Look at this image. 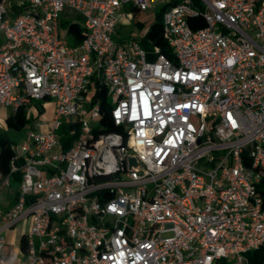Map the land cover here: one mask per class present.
Instances as JSON below:
<instances>
[{
    "label": "built area",
    "instance_id": "2783aa9c",
    "mask_svg": "<svg viewBox=\"0 0 264 264\" xmlns=\"http://www.w3.org/2000/svg\"><path fill=\"white\" fill-rule=\"evenodd\" d=\"M157 2L0 0V108L54 102L0 173V198L19 181L0 264H15L3 233L21 220L20 264H249L264 248V0H173L170 57L113 38ZM65 10L82 19L76 45L59 36ZM95 83L121 133L98 131Z\"/></svg>",
    "mask_w": 264,
    "mask_h": 264
},
{
    "label": "rangeland",
    "instance_id": "374dc122",
    "mask_svg": "<svg viewBox=\"0 0 264 264\" xmlns=\"http://www.w3.org/2000/svg\"><path fill=\"white\" fill-rule=\"evenodd\" d=\"M20 0H10L12 3H18ZM157 4L153 9L148 11L136 13L131 15L129 18L119 17L118 25L116 26L115 35L113 38L117 41H124L135 39L140 44V35L145 36L155 22L157 14L160 12L161 8L173 0H157ZM125 11H128L125 9ZM72 23L82 24V19L75 12L65 10L60 14L59 17V36L66 40L68 45H72V37L67 32L68 26ZM3 34L0 32V45L3 43ZM54 102L51 99H46L43 101H35L31 104L28 112L25 114L28 123L20 130L8 129L5 125V119L11 115L9 108H0V136L6 137L14 149L20 144L25 134L30 130H37L35 123L45 124L47 123L53 114ZM19 186V181L14 177H11L10 188L3 191L2 197L0 198V204L6 200H9L12 196V192L17 190ZM29 223L25 220L17 222L14 227L4 232V236L9 242V249L11 251L10 257L13 263L20 264L21 258L18 253V241L20 238V232L24 229H28Z\"/></svg>",
    "mask_w": 264,
    "mask_h": 264
},
{
    "label": "trees",
    "instance_id": "16d2710c",
    "mask_svg": "<svg viewBox=\"0 0 264 264\" xmlns=\"http://www.w3.org/2000/svg\"><path fill=\"white\" fill-rule=\"evenodd\" d=\"M171 4H165L160 12L156 16L155 22L149 28L147 34L141 40V47L145 50H150L153 47H158L160 53L167 57H170L169 49L165 43L162 34V14ZM204 24L200 21L199 24L193 25V28L203 27ZM67 32L72 37V45H76L80 42L82 38V27L78 23H72L68 26ZM97 87V92L95 94V99L98 101V106L100 109L99 118V130L102 132H122L121 128L115 126L110 118L109 106L110 103L106 97V91L101 84L95 83ZM28 123V119L22 110H18L16 113L9 115L5 119V125L8 129L20 130ZM62 131V129H61ZM73 137H63L62 147L66 149ZM13 156V151L11 148V142L3 136H0V173L5 175L8 173L10 168V161ZM15 179L17 175L14 176ZM256 193L261 198V206L264 208V178L256 186ZM20 249H23V241L21 240ZM245 257L249 264H264V248H258L245 253ZM215 264H224L222 260L216 261Z\"/></svg>",
    "mask_w": 264,
    "mask_h": 264
},
{
    "label": "crops",
    "instance_id": "0c3cea01",
    "mask_svg": "<svg viewBox=\"0 0 264 264\" xmlns=\"http://www.w3.org/2000/svg\"><path fill=\"white\" fill-rule=\"evenodd\" d=\"M49 122V121H48ZM47 122V123H48ZM47 123H45V124H39L38 123V126L36 125V123H35V127L37 128V131H43V130H45V128H46V126H47ZM12 201H13V194H12V196H11V198L9 199V200H6V201H4V202H2L1 204H0V208L1 209H3L6 205H10L11 203H12ZM26 223H28V221H25ZM14 227V226H13ZM11 229V228H10ZM25 230L26 229H24V230H22L21 232H20V238H19V241H18V253H19V255H20V258H21V261H20V263L22 262V253H21V249H20V243H21V237H22V234H23V232H25ZM4 232H7V230L6 231H4ZM5 240H6V243H5V245H4V248H3V253L4 254H7L9 257H10V254H11V251H10V249H9V242H8V239L6 238V235H5ZM10 259H11V257H10ZM12 261V260H11Z\"/></svg>",
    "mask_w": 264,
    "mask_h": 264
},
{
    "label": "water",
    "instance_id": "95a60500",
    "mask_svg": "<svg viewBox=\"0 0 264 264\" xmlns=\"http://www.w3.org/2000/svg\"><path fill=\"white\" fill-rule=\"evenodd\" d=\"M131 163H133V160H130Z\"/></svg>",
    "mask_w": 264,
    "mask_h": 264
}]
</instances>
